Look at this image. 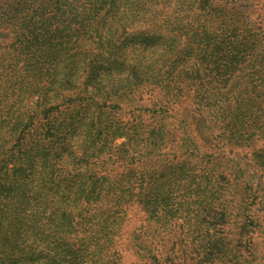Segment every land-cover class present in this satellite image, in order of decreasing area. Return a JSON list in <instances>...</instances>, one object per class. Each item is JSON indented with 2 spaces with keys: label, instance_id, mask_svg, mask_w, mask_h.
<instances>
[{
  "label": "trees",
  "instance_id": "16d2710c",
  "mask_svg": "<svg viewBox=\"0 0 264 264\" xmlns=\"http://www.w3.org/2000/svg\"><path fill=\"white\" fill-rule=\"evenodd\" d=\"M262 7L254 0H0L5 96L28 106L10 118L11 146L0 151V264H120L115 240L128 207L161 221L170 202L183 205L174 195L181 187L200 191L172 167L202 151L192 134L216 128L219 151L263 139ZM153 91L161 98L154 113L143 114L142 103L118 113ZM184 97L195 132L186 133L184 120L166 121ZM130 148L135 157L127 160ZM252 157L264 173V149ZM134 158L145 162L135 168ZM139 237L131 236L134 254L159 264ZM216 237L208 230L199 237L205 258L222 256Z\"/></svg>",
  "mask_w": 264,
  "mask_h": 264
},
{
  "label": "rangeland",
  "instance_id": "374dc122",
  "mask_svg": "<svg viewBox=\"0 0 264 264\" xmlns=\"http://www.w3.org/2000/svg\"><path fill=\"white\" fill-rule=\"evenodd\" d=\"M254 3L259 8L263 5L264 10V0H254ZM7 52L0 40V65L9 63ZM3 67H0V151L3 147L11 146L6 144L9 141L7 127L10 118L28 112L26 103L10 104L12 99L5 96L7 85L3 77L6 67ZM135 98L137 101L122 105L118 113L132 111L142 103L143 109L146 108L142 111L143 114H152L158 110L156 105L161 99L155 91L141 95L140 101L139 95ZM130 105L135 106L128 109ZM190 107L188 97H184L175 106H170L166 113L169 116L167 123L177 125L178 120H184L186 133L195 132ZM120 119L125 123V116ZM146 119L142 116L139 125H146ZM202 133H195L196 136L192 134L191 137L206 154L196 151V156L179 157L172 162L176 174L187 181L185 184L191 186L197 181L201 184L200 191L190 194L189 188L181 187L174 195L178 196L176 202L183 201V205L178 208L170 202L166 207L169 213L161 221H147L143 208L138 205L128 207L126 221L121 227L119 238L115 240L121 254L120 264H155L147 255L140 257L134 254L129 246L132 234L140 235L139 240L152 247L153 253L160 260L159 264H264V173L252 157L254 150L264 149V138L255 141L252 147L228 146L220 152L214 148L211 140L220 131L209 127ZM122 142L123 139L117 140L114 147ZM134 153L133 148H130L127 160L135 157ZM208 153H214L215 157ZM144 162V159L132 160L135 168ZM153 162L156 166L162 164L157 159ZM186 175L192 177L185 178ZM205 178L210 179L209 186H206ZM175 207L176 210H173ZM206 230L214 232L221 242V257H204L199 237Z\"/></svg>",
  "mask_w": 264,
  "mask_h": 264
}]
</instances>
